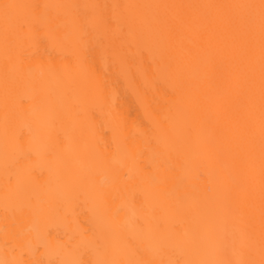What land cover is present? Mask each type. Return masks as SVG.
Wrapping results in <instances>:
<instances>
[{
  "label": "bare ground",
  "instance_id": "bare-ground-1",
  "mask_svg": "<svg viewBox=\"0 0 264 264\" xmlns=\"http://www.w3.org/2000/svg\"><path fill=\"white\" fill-rule=\"evenodd\" d=\"M0 264H264V0H0Z\"/></svg>",
  "mask_w": 264,
  "mask_h": 264
}]
</instances>
